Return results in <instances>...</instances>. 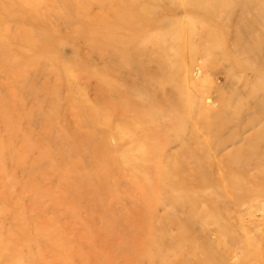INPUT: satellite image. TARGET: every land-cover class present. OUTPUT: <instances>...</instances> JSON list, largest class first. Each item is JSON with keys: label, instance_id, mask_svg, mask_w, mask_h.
Returning <instances> with one entry per match:
<instances>
[{"label": "rangeland", "instance_id": "374dc122", "mask_svg": "<svg viewBox=\"0 0 264 264\" xmlns=\"http://www.w3.org/2000/svg\"><path fill=\"white\" fill-rule=\"evenodd\" d=\"M0 264H264V0H0Z\"/></svg>", "mask_w": 264, "mask_h": 264}]
</instances>
